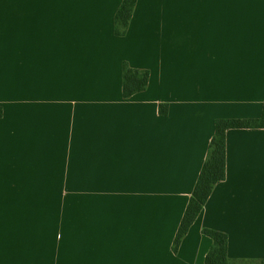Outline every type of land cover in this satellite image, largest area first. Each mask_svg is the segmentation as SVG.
Returning <instances> with one entry per match:
<instances>
[{
  "label": "crops",
  "instance_id": "0c3cea01",
  "mask_svg": "<svg viewBox=\"0 0 264 264\" xmlns=\"http://www.w3.org/2000/svg\"><path fill=\"white\" fill-rule=\"evenodd\" d=\"M122 2L0 0V264H205V228L264 260V128L172 248L216 119L262 115L264 0H136L118 36Z\"/></svg>",
  "mask_w": 264,
  "mask_h": 264
},
{
  "label": "trees",
  "instance_id": "16d2710c",
  "mask_svg": "<svg viewBox=\"0 0 264 264\" xmlns=\"http://www.w3.org/2000/svg\"><path fill=\"white\" fill-rule=\"evenodd\" d=\"M136 5V0H123L115 16V34L126 35L130 20ZM148 70L132 68L123 63V95L129 97L144 91L149 83ZM167 105H162V108ZM162 112H167V109ZM3 110L0 107V116ZM232 128H264V107L259 118H218L215 121V133L210 141L208 153L192 195L180 222L173 241V251L178 252L183 238L199 216L208 201L215 185L226 178L227 165V131ZM203 232L213 240L211 249L205 257V264H241L243 261L232 259L228 255V235L214 229L205 228ZM251 264H264V260L251 261Z\"/></svg>",
  "mask_w": 264,
  "mask_h": 264
}]
</instances>
